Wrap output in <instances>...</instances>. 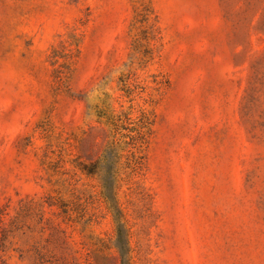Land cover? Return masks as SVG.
<instances>
[{"label": "rangeland", "instance_id": "1", "mask_svg": "<svg viewBox=\"0 0 264 264\" xmlns=\"http://www.w3.org/2000/svg\"><path fill=\"white\" fill-rule=\"evenodd\" d=\"M0 264H264V0H0Z\"/></svg>", "mask_w": 264, "mask_h": 264}, {"label": "trees", "instance_id": "2", "mask_svg": "<svg viewBox=\"0 0 264 264\" xmlns=\"http://www.w3.org/2000/svg\"><path fill=\"white\" fill-rule=\"evenodd\" d=\"M144 7H146V10H147V13H146V14L149 15V16L151 17V15H153V11H152L150 5L147 4V5H145ZM153 16H154V15H153ZM138 17H139V13L136 12V13L134 14V16H133V19H132L131 23H130V30L133 29V28L136 26V23H142V21L139 20ZM152 24H153V22H152V18H151V19H148V20L146 21V24H144L143 27L146 28V29H149V28L152 27ZM145 39L148 40L149 38H148V39L145 38Z\"/></svg>", "mask_w": 264, "mask_h": 264}]
</instances>
